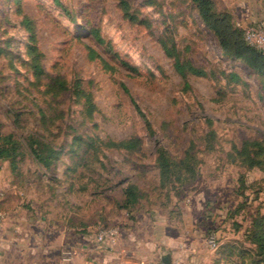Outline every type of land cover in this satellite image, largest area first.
<instances>
[{
  "label": "rangeland",
  "instance_id": "374dc122",
  "mask_svg": "<svg viewBox=\"0 0 264 264\" xmlns=\"http://www.w3.org/2000/svg\"><path fill=\"white\" fill-rule=\"evenodd\" d=\"M0 124L60 150L18 162L52 205L88 219L127 183L174 212L199 197L207 264H264V75L191 0H0Z\"/></svg>",
  "mask_w": 264,
  "mask_h": 264
},
{
  "label": "crops",
  "instance_id": "0c3cea01",
  "mask_svg": "<svg viewBox=\"0 0 264 264\" xmlns=\"http://www.w3.org/2000/svg\"><path fill=\"white\" fill-rule=\"evenodd\" d=\"M212 2L236 26L264 23V0ZM18 175L8 161L0 160V209L5 214L0 264H173L175 260L207 264L205 226L196 213L203 203L199 197L188 195L190 204H182L176 212L142 200L125 209L116 206L121 192L106 213L96 211L87 219L79 206L74 212L52 205L31 179L22 181ZM105 224L121 229L114 243L95 240L96 230ZM70 250L76 253L69 254Z\"/></svg>",
  "mask_w": 264,
  "mask_h": 264
},
{
  "label": "trees",
  "instance_id": "16d2710c",
  "mask_svg": "<svg viewBox=\"0 0 264 264\" xmlns=\"http://www.w3.org/2000/svg\"><path fill=\"white\" fill-rule=\"evenodd\" d=\"M191 1L195 4L203 24L214 33L223 54L228 58L242 61L254 72L263 76L264 54L246 41L244 27L234 25L228 13L217 11L212 0ZM176 67L182 72L183 67L179 66L178 61ZM35 142L30 141L25 144L13 134H5L0 131V160L8 161L11 169L17 170L18 162L25 154H29L44 169H51L60 150L38 139ZM120 144L126 147L127 144L132 145L133 143L132 141H122ZM122 193L123 197L116 201V206L119 208L131 209L142 198L138 187L131 183H127L123 187Z\"/></svg>",
  "mask_w": 264,
  "mask_h": 264
},
{
  "label": "built area",
  "instance_id": "2783aa9c",
  "mask_svg": "<svg viewBox=\"0 0 264 264\" xmlns=\"http://www.w3.org/2000/svg\"><path fill=\"white\" fill-rule=\"evenodd\" d=\"M244 37L246 41L257 47L264 54V23L248 24L244 27ZM5 219L4 212L0 209V231ZM121 233V229L114 225H103L95 232V240L99 244L114 243ZM208 245L212 248L217 246V239L214 233L208 237ZM69 254L76 253V251H68ZM173 264H193L187 261L175 260Z\"/></svg>",
  "mask_w": 264,
  "mask_h": 264
},
{
  "label": "water",
  "instance_id": "95a60500",
  "mask_svg": "<svg viewBox=\"0 0 264 264\" xmlns=\"http://www.w3.org/2000/svg\"><path fill=\"white\" fill-rule=\"evenodd\" d=\"M163 261L168 262V258L167 257H163Z\"/></svg>",
  "mask_w": 264,
  "mask_h": 264
}]
</instances>
